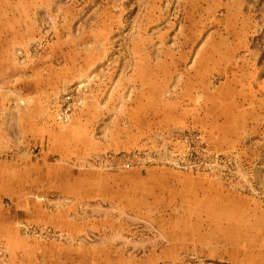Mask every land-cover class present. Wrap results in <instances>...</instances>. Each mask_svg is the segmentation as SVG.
Listing matches in <instances>:
<instances>
[{"label":"rangeland","instance_id":"rangeland-1","mask_svg":"<svg viewBox=\"0 0 264 264\" xmlns=\"http://www.w3.org/2000/svg\"><path fill=\"white\" fill-rule=\"evenodd\" d=\"M0 264H264V0H0Z\"/></svg>","mask_w":264,"mask_h":264}]
</instances>
